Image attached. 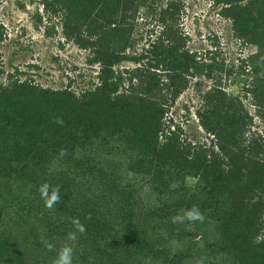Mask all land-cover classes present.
Segmentation results:
<instances>
[{
    "label": "rangeland",
    "instance_id": "rangeland-1",
    "mask_svg": "<svg viewBox=\"0 0 264 264\" xmlns=\"http://www.w3.org/2000/svg\"><path fill=\"white\" fill-rule=\"evenodd\" d=\"M58 1L0 0V264L66 244L73 264H264V4L77 0L73 22ZM101 32L114 64L85 45ZM193 205L203 222H171Z\"/></svg>",
    "mask_w": 264,
    "mask_h": 264
},
{
    "label": "trees",
    "instance_id": "trees-1",
    "mask_svg": "<svg viewBox=\"0 0 264 264\" xmlns=\"http://www.w3.org/2000/svg\"><path fill=\"white\" fill-rule=\"evenodd\" d=\"M97 4H99V6L102 7V10L104 11L109 5L110 3L114 2V3H118L120 0H96ZM60 3L62 5H60ZM58 1V3H56L57 5L56 6H62L61 9H63L65 12L68 13V18L71 20V21H75L76 18H72V16L76 15L75 12L78 10V1L77 0H62V1ZM253 4L255 5H262L264 4V0H253L252 1ZM62 28L64 29V31H68L69 33H79V29L77 28V25L74 24V23H71L69 22V20L67 21V19H63V22H62ZM105 34V35H104ZM167 34V33H166ZM165 34V35H166ZM109 34H106L105 32L104 33H99V34H94V38L90 39L92 40L90 43L89 42H86V46H89L91 48H93L94 50V54L100 59L101 63H106V64H114L116 61H117V56H118V53L115 52L114 50H111L109 47H107V44H108V41H109V38L110 36H108ZM168 37V34L166 35ZM109 37V38H108ZM80 44H82L81 42H79ZM173 48H168V49H164L163 52L160 53V55H158V58L160 59V61L162 63H165V62H170L171 60L174 59V62H176V54L173 52ZM180 56L177 57V59L179 58ZM187 57H185V55L183 57H180L179 61L180 60H187L184 62V64L182 65L181 63H179L180 67H182L183 69L186 70L187 66L190 65L191 61H189L188 59H186ZM172 62V61H171ZM178 64V63H177ZM185 71H182L179 73V74H182L183 75V78H181V80L183 81L184 80V77H185ZM176 85L179 86V83H176ZM253 85L254 86H258L259 88H261L262 90H264V75H260V76H256L253 78ZM99 91H102L104 90V87L103 88H100L98 89ZM179 93V87H175V90L172 91L171 93V96L174 98L177 94ZM229 119H232L229 118ZM76 124L75 123H71L70 124V133L72 134V131L76 128ZM76 197L78 202L80 204H88L87 202H90L87 198L83 197L82 195H77ZM85 201H87L85 203ZM90 203H93V206L95 205L94 202H90ZM93 206H90L89 208H87L86 211H91L93 210ZM94 207H97V206H94ZM77 218H79V220L83 223H85V221H88V219H85L83 218L81 215H77ZM87 224V223H86ZM86 227V225H85ZM88 229V228H87ZM90 232V236H94V234H97L96 232H98L97 229H91L89 231H87V233ZM93 239H95L96 237H92ZM110 248H114V246H111ZM117 251L116 247L114 249V251Z\"/></svg>",
    "mask_w": 264,
    "mask_h": 264
},
{
    "label": "clouds",
    "instance_id": "clouds-1",
    "mask_svg": "<svg viewBox=\"0 0 264 264\" xmlns=\"http://www.w3.org/2000/svg\"><path fill=\"white\" fill-rule=\"evenodd\" d=\"M53 122L61 126L64 124V120L62 117H56ZM66 154H67V150L61 149L59 155L63 157ZM131 176L132 174L129 173V177ZM124 183H127V181H125ZM38 191L41 199L44 201L45 207L48 209H52L56 204L60 203L61 201L60 186L53 187L48 182H45L39 186ZM87 219H91V217L89 216L87 217ZM204 219L205 217L200 211L199 207L193 205L190 209L183 210V215L178 213L172 216L171 222L174 224L175 223L182 224L185 221L189 223H195V222H203ZM70 222L74 225L77 231L81 233L86 231L85 226L81 223L79 218H71ZM40 239L42 244L49 251H52L54 249V245L51 242H49L44 236H41ZM68 239L75 240L76 239L75 234L70 233ZM53 264H73V248L67 244L61 247L57 253L56 258L53 260ZM200 264H203V258L201 259Z\"/></svg>",
    "mask_w": 264,
    "mask_h": 264
}]
</instances>
